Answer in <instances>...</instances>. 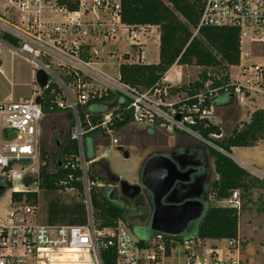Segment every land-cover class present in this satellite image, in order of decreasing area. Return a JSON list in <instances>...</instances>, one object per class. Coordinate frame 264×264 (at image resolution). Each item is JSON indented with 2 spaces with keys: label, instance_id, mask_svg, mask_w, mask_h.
<instances>
[{
  "label": "built area",
  "instance_id": "built-area-1",
  "mask_svg": "<svg viewBox=\"0 0 264 264\" xmlns=\"http://www.w3.org/2000/svg\"><path fill=\"white\" fill-rule=\"evenodd\" d=\"M200 26L236 28L240 47L243 38L248 40L249 47L264 45V0H205ZM151 27L123 24L119 0H0V54L6 48L11 56L27 61L32 66L33 80L35 73L42 70L47 76L46 85H77L81 89L74 97L65 92V99H57L56 104L72 118L69 138L77 143L79 153L70 168L81 172L76 180L84 187L87 198V222L83 226L34 222L36 207L10 201V212L0 219V264H102L99 252L108 248L115 250V264H162L167 259L161 235L154 237L151 247L141 249L122 222L100 229L91 218L89 163L83 156L82 139L97 129L109 134L112 119L106 114L98 125L86 122L88 128L84 129L79 108L89 99L86 85H108L111 91L123 96L132 125L174 130L205 145L211 142L202 138L195 127L216 126L213 101L217 96L227 94L239 103L246 98H264V62H252L250 52L240 50L238 65L229 67L236 74L228 76L227 84L207 87L178 101H169L166 89L160 85L150 89L130 87L121 84L119 77L114 79L99 71L104 54L100 48L116 40L120 33L123 41L135 49L134 54L127 55L126 63H141L145 45L139 36L150 33ZM66 77H70L69 82L64 81ZM36 96L0 102V178L19 184L13 185L11 193L38 191L37 182H23L24 178L37 177L40 167L43 114L34 101ZM221 137L209 134L211 140ZM111 143L118 144L115 139ZM224 202L239 212L237 191ZM197 243L180 244L185 264H239L233 258L220 259L212 251L198 252ZM227 247H236L235 240H228Z\"/></svg>",
  "mask_w": 264,
  "mask_h": 264
},
{
  "label": "trees",
  "instance_id": "trees-1",
  "mask_svg": "<svg viewBox=\"0 0 264 264\" xmlns=\"http://www.w3.org/2000/svg\"><path fill=\"white\" fill-rule=\"evenodd\" d=\"M204 4L205 0H119L120 20L123 24L153 26L157 28L159 35L158 62L155 64H128L126 63L128 56L122 55L123 62L118 66L117 71L119 82L130 87L150 89L161 83L165 73L173 65L217 68L219 70L238 65L240 56L238 30L229 26H200L198 28ZM195 30H197L196 35H194ZM3 39L15 44V41L8 36H4ZM65 80L69 82L70 77H66ZM206 80L207 78L202 75L197 82L181 87L180 91L186 95H193L203 90ZM227 83L228 75L225 74L217 79H212L209 87L214 88ZM60 95L61 90L58 85L49 84L42 90L40 109L43 116L63 111L56 104V100L61 98ZM222 96H225L227 101L230 100L229 95ZM126 107V100L117 92L109 89L91 91L86 104L79 108L80 119L84 129H87L86 122L92 126L98 125L104 115L110 114L112 125L109 128L113 131L120 130L132 122ZM149 128L155 130L153 127ZM195 130L202 138L212 142L229 155L233 148H252L264 138V110H254L249 114L247 121H243L240 126L232 129L229 126L219 128L209 125L204 128L201 125H196ZM209 134H221L222 137L219 140H211ZM103 135L104 131L97 129L83 136V156L89 164H92V161L96 159L95 144L97 139ZM57 137L55 143L60 147V150L58 154L52 155L54 159L52 165H50L48 153L41 148L40 157L44 162L39 167L38 176L24 178L23 182L25 185L37 182L39 189L52 196L45 205L42 224L83 226L87 222V213L82 197L71 199L68 202L56 197L64 190H76L79 195L82 192V185L76 180L81 176V172L78 168H70V165H73L78 157V145L75 141L70 140L69 134H65V136L57 134ZM61 137H65L63 144L58 140ZM214 154L209 150V156L213 157ZM214 164L217 179L210 187V199L226 201L234 191L242 193L253 190L264 191L263 180L249 174L229 157L215 154ZM47 166H51V168L47 169ZM69 176H71L70 180ZM87 176L91 218L97 228L113 227L118 221L127 228L132 226L133 221L148 226L149 209L143 196L137 197L130 203L118 195L115 185L110 187L103 176L95 174L92 170L87 171ZM2 182L6 190L11 188L3 180ZM97 183L105 185L106 188L95 187L94 185ZM38 198L39 196L35 192H12L10 194L12 203L24 202L34 207L37 205ZM238 216L239 212L235 208L211 206L208 203L202 217L192 224L191 241L200 244L206 240H236ZM155 236L150 231V240L138 239V246L141 249L151 247ZM161 238L165 246V258H169L172 248L183 243L182 239L176 237L161 236ZM99 254L102 264H115L114 249H103Z\"/></svg>",
  "mask_w": 264,
  "mask_h": 264
},
{
  "label": "rangeland",
  "instance_id": "rangeland-1",
  "mask_svg": "<svg viewBox=\"0 0 264 264\" xmlns=\"http://www.w3.org/2000/svg\"><path fill=\"white\" fill-rule=\"evenodd\" d=\"M96 16H93L95 18ZM54 18L59 19L58 16L54 15ZM247 39L243 38L241 41L240 50L242 53L250 52V61L252 62H264V45L249 47L247 44ZM127 43H122L114 46L111 42L105 43L101 48L106 51L103 59L101 60L102 65L99 66V71L111 78L117 79V65L120 60L116 57L122 55V51L126 50L129 53L134 52ZM110 52V53H108ZM115 53V55L113 54ZM143 63L144 64H155L158 60V42L157 38L150 39L147 41L146 50L143 52ZM1 65L0 68L2 73L0 74V102H5L8 98L12 101H17L18 97L27 96L31 97L32 94L39 95L40 91L33 80L32 66L19 56L13 57L9 55L6 49L1 50L0 54ZM120 59V58H119ZM179 69L180 73L177 80L172 73ZM227 74L228 76H233L235 70L225 67L223 70L217 68H201L196 66H184L181 68L173 69L169 74L167 79L168 84L161 85L162 89H166L168 94L167 99L169 101H178V99L185 98V93L180 91V88L187 86L191 83L197 82L200 76H205L207 80L204 82L203 90L209 87L212 79H217L221 75ZM174 77V79H173ZM230 78V76H229ZM67 82L66 80H64ZM15 85L14 89L10 86ZM171 87H169V86ZM173 85V87H172ZM63 86V85H58ZM67 86V85H64ZM168 86V87H167ZM96 85H91L87 88V92L95 91ZM81 89L77 88V85H72L66 91L68 95L74 97L80 92ZM225 95V94H222ZM219 95L217 99L220 101H226L225 96ZM66 93L63 100L65 99ZM229 105L224 107L220 111L216 110L214 115V122L216 126L222 128L224 124H227L229 128H235L240 126L243 121L248 119L251 112L256 109L264 110V98L256 97L255 99L246 98L243 102L239 103L237 99L230 98ZM67 112V111H66ZM62 111L61 114H52L48 116H43L41 123V137H40V147H39V165L41 166L44 161L40 157V149H44L49 155L50 165H52L54 159V154H58L60 147L56 145L55 140L58 138L57 134L64 135L69 134L72 126V118L69 113ZM151 135V131L148 132ZM85 137V141H86ZM117 140L118 144L113 145L111 140ZM184 141V145L188 142L197 140L194 138L177 131H167L163 128L155 129V134L151 136H146V132L132 131L128 129V126L120 130H112L109 134H104L100 137L95 144V155L96 159L92 164H88L87 171L92 170L95 174L103 176L105 178V166L111 174L115 175L118 179L126 181L130 185L137 184V177L139 174L140 167L142 165L145 157L156 151H164L170 149L172 146L178 144L180 140ZM61 144L64 143L65 137L58 139ZM215 140V139H213ZM201 144V143H200ZM203 145V144H201ZM123 146L127 149L129 158L123 160L121 155L116 152V147ZM208 151L211 150L215 154H220L229 157L242 169L247 171L249 174L264 181V138L260 140L255 147L252 148H235L231 150L230 154H225L212 142L203 145ZM215 154L213 157L209 158V165L211 169V184L217 179V174L215 171ZM53 155V156H52ZM92 165V167H91ZM51 168V166L46 167ZM5 183L9 184L11 188L13 185L18 186V183H12L9 179H2ZM95 187H105L100 183L94 185ZM110 187L113 185H109ZM118 191V186H114ZM210 187H209V197H210ZM10 188V189H11ZM7 189L3 195L0 196V219H2L11 210L10 206V194L11 190ZM79 193L76 190H64L56 195L57 198L64 202H68L71 199H76L82 197L83 202L87 200L85 191L83 190ZM241 210L239 211L238 219V233L243 236L247 242L248 252L256 256V261L258 264H264V191L253 190L248 193H242L239 191ZM37 195L39 196L36 205V216L34 217V222L42 223L45 211V205L50 197V194L45 193L43 190L38 188ZM119 195V192H118ZM54 196V195H53ZM209 205L225 207L224 201H210ZM131 227L126 229L128 233L134 240H150V231L147 224L140 223L138 221H133ZM222 245L225 242H221ZM197 245H199L197 243ZM196 245L195 249L199 248ZM162 264H185V256L181 254V246L177 245L174 247L169 258L163 260Z\"/></svg>",
  "mask_w": 264,
  "mask_h": 264
},
{
  "label": "water",
  "instance_id": "water-1",
  "mask_svg": "<svg viewBox=\"0 0 264 264\" xmlns=\"http://www.w3.org/2000/svg\"><path fill=\"white\" fill-rule=\"evenodd\" d=\"M35 83L40 91L47 87V76L42 70L35 73ZM34 101L40 105L41 97L36 96ZM115 150L123 160L129 158L125 147L118 146ZM192 167L184 166L183 170L177 159L156 151L143 160L136 185L118 179L107 166L105 178L110 185L118 186L119 195L128 202L132 203L139 196L148 201V227L153 234L190 242L192 224L202 217L210 202L209 191H204L203 177L195 182L191 180L196 172L195 163ZM5 191L6 188H1L0 196Z\"/></svg>",
  "mask_w": 264,
  "mask_h": 264
},
{
  "label": "crops",
  "instance_id": "crops-1",
  "mask_svg": "<svg viewBox=\"0 0 264 264\" xmlns=\"http://www.w3.org/2000/svg\"><path fill=\"white\" fill-rule=\"evenodd\" d=\"M149 31H150V33H148L147 35H145V36H139V41L142 42V43H144L145 50H146L147 41L150 40V39H154V37L157 38L158 47H159V40H158L159 39V35H158L157 28L152 26L151 28H149ZM116 38H117L116 40L111 41V43L114 46L119 45V44H122V43H126V42L123 41V39L121 37V33L118 34V36ZM128 46L130 47V45H128ZM130 48L133 49L134 52L129 53L126 50H123L122 51V55L134 54L135 53L134 47H130ZM2 49H6V48H2ZM102 50H103V53H104L103 54V57H104V55L106 54V51L104 49H102ZM7 52H8V50H7ZM108 53H110V52H108ZM113 54L115 55V53H113ZM122 55L119 57L120 59L118 57H116L117 60H120V63L117 65V71H118V66L122 63ZM13 57H16V55H13ZM25 62L27 63V61H25ZM157 62H158V60H157ZM1 63H0V65H1ZM141 63L144 64L143 63V60H142ZM178 67L181 68V67H184V66L173 65L165 73L164 78L161 81V85H164V84L167 85L168 84V81L167 80H170L171 79V78L167 79L168 74L173 69L178 68ZM179 73H180L179 69L175 70V72L172 73V76H175L176 77L175 80H177ZM117 74H118V72H117ZM117 79H118V76H117ZM173 79H174V77H173ZM71 86L72 85H67V86H64L63 85L62 87L61 86H58L60 88V90H61V95H60L61 98H59V99H62L63 100L62 96L64 97L65 92ZM86 86H87V88H89L91 85H86ZM96 86H97V88H100L98 90H101V89H109V86L108 85H96ZM10 87L12 89H14L15 85H11ZM169 87H171V86H169ZM172 87H173V85H172ZM29 98L30 97L27 98V96H21V97H18V100L17 101L27 100ZM229 102L230 101H227V100L226 101L225 100L224 101H220V100L216 99L214 101V106H215L216 110L220 111L224 107H227V105H229ZM61 113H62V111L61 112H58L56 114H61ZM66 113H68V112H66ZM223 126H228V125L227 124H224ZM128 129H130L132 131H139V132H143V131L149 132V131H152L153 130V133L152 134H155V130L154 129H151L149 127H144V126H138L137 127V126H134V125L130 124V125H128ZM233 149H235V148H233ZM233 149H231V150H233ZM237 192L239 193V191H237ZM239 200H240V196H239ZM209 201H213V200L210 199ZM238 219H239V216H238ZM223 241L225 242L224 245L221 244V242H223ZM235 242H236V247L230 248L228 250L227 241L226 240H206V241H203L202 243L199 244L198 252H201V251L202 252L212 251V252H215L217 254L218 258H220V259L233 258V259L237 260L239 262V264H258L257 261H256V259H255L256 256L255 255H252L250 252H248L249 249L247 247L248 246L247 243H249V242H247L246 239L243 236H240V234L237 233V238H236Z\"/></svg>",
  "mask_w": 264,
  "mask_h": 264
},
{
  "label": "flooded vegetation",
  "instance_id": "flooded-vegetation-1",
  "mask_svg": "<svg viewBox=\"0 0 264 264\" xmlns=\"http://www.w3.org/2000/svg\"><path fill=\"white\" fill-rule=\"evenodd\" d=\"M147 135L151 136L148 132H146V136ZM157 152H161L164 155L177 159L178 163L182 166L183 170L184 166L189 169L192 167V164L195 163L196 172L190 178L192 181L194 180L195 182L200 177H203L204 191H209V187L211 184V169L209 165L210 156L209 151L203 145L195 141L188 142L186 145H184V141L181 139L178 144L172 146L170 149L164 151L161 150ZM1 188H5V185L3 184L2 179L0 178V189ZM146 196H148V194ZM146 202L148 205L147 200Z\"/></svg>",
  "mask_w": 264,
  "mask_h": 264
}]
</instances>
